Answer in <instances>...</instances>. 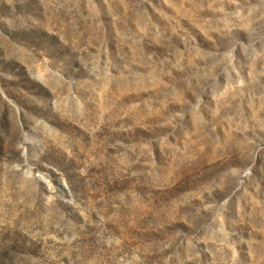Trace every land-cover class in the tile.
<instances>
[{
    "label": "rangeland",
    "instance_id": "1",
    "mask_svg": "<svg viewBox=\"0 0 264 264\" xmlns=\"http://www.w3.org/2000/svg\"><path fill=\"white\" fill-rule=\"evenodd\" d=\"M0 264H264V0H0Z\"/></svg>",
    "mask_w": 264,
    "mask_h": 264
}]
</instances>
